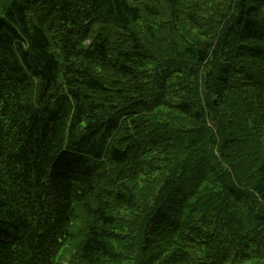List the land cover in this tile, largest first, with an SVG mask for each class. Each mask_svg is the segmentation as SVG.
<instances>
[{
	"label": "trees",
	"instance_id": "1",
	"mask_svg": "<svg viewBox=\"0 0 264 264\" xmlns=\"http://www.w3.org/2000/svg\"><path fill=\"white\" fill-rule=\"evenodd\" d=\"M264 264V0H0V264Z\"/></svg>",
	"mask_w": 264,
	"mask_h": 264
},
{
	"label": "rangeland",
	"instance_id": "2",
	"mask_svg": "<svg viewBox=\"0 0 264 264\" xmlns=\"http://www.w3.org/2000/svg\"><path fill=\"white\" fill-rule=\"evenodd\" d=\"M65 264H67V263H65Z\"/></svg>",
	"mask_w": 264,
	"mask_h": 264
}]
</instances>
